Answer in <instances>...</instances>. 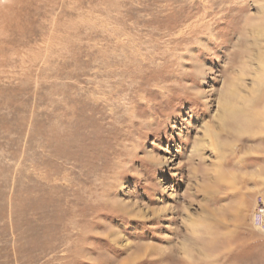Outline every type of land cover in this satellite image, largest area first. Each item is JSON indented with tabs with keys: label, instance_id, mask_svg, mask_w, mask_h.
Here are the masks:
<instances>
[{
	"label": "rangeland",
	"instance_id": "rangeland-1",
	"mask_svg": "<svg viewBox=\"0 0 264 264\" xmlns=\"http://www.w3.org/2000/svg\"><path fill=\"white\" fill-rule=\"evenodd\" d=\"M262 35L264 0H0V264H264Z\"/></svg>",
	"mask_w": 264,
	"mask_h": 264
},
{
	"label": "bare ground",
	"instance_id": "bare-ground-1",
	"mask_svg": "<svg viewBox=\"0 0 264 264\" xmlns=\"http://www.w3.org/2000/svg\"><path fill=\"white\" fill-rule=\"evenodd\" d=\"M261 36V35H260ZM259 36V37H260ZM264 37V35H262V38ZM261 38V37H260ZM257 39H259L258 37H257ZM256 39V40H257ZM258 54H260V53H258ZM258 65H259V70L261 71V74H263L264 73V56H262V57H259V59H258ZM262 76V75H261ZM259 80H262V78L260 79L259 78ZM264 80V79H263ZM235 93H236V91L235 90H233L232 92H231V94L232 95H235ZM247 102V101H246ZM229 106L227 107L228 108V110H230V111H232L233 113L235 112V110H237L236 109V106L234 105V104H228ZM231 112V113H232ZM230 113V112H229ZM221 121H223V118H221L220 119ZM209 139H210V141H211V147L214 149V150H216V148H217V146H216V144H215V138H214V136L212 135V134H210L209 135ZM263 204H264V202H263ZM263 212V217H262V224L260 225V226H263L264 225V210L262 211ZM192 225H195L196 224V221L195 220H192Z\"/></svg>",
	"mask_w": 264,
	"mask_h": 264
},
{
	"label": "built area",
	"instance_id": "built-area-1",
	"mask_svg": "<svg viewBox=\"0 0 264 264\" xmlns=\"http://www.w3.org/2000/svg\"><path fill=\"white\" fill-rule=\"evenodd\" d=\"M264 210V204L262 199L259 200L256 203V211L254 213L253 217V224L255 227H261L260 225L262 224V217H263V211Z\"/></svg>",
	"mask_w": 264,
	"mask_h": 264
}]
</instances>
